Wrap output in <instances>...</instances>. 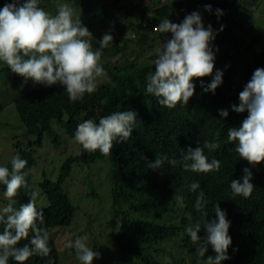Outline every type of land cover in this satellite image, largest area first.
<instances>
[{
    "label": "trees",
    "instance_id": "trees-1",
    "mask_svg": "<svg viewBox=\"0 0 264 264\" xmlns=\"http://www.w3.org/2000/svg\"><path fill=\"white\" fill-rule=\"evenodd\" d=\"M46 1L50 2L42 0L44 5ZM74 1L79 3L81 0ZM240 1L243 0H154V9L151 10L154 14L152 24L157 25L165 17L179 23L186 14L199 10L205 27L211 24L213 29L216 27L219 32V26L226 22L232 8H241ZM6 2L11 0H0V7ZM205 4L212 6L211 13L204 10ZM117 7V0L108 5L96 0L90 15L92 21L98 25L99 33L104 35L110 32L113 38H117L112 46L116 53H120L118 61L112 64L105 62L103 65L110 79L100 83L95 97L85 93L83 100L70 102L63 86L59 85L48 89L50 99L41 97L37 90H33L31 95L24 94V97L16 102V112L26 129L25 136L32 141L29 145L37 147L44 143V136L48 138L50 145L59 147L60 135L53 128L55 122L72 136L76 125L84 119L92 118L98 121L101 116L126 109L137 114L132 135L125 142L117 144L114 141L110 155H102L98 150L90 152L80 145V155L65 160L56 181L45 179L38 185L48 202V206L42 208L45 213L44 227L48 232L55 227L67 228L78 209L63 190V184L71 174L73 163L79 161L90 164L105 160L109 162L108 178L112 185L111 194L114 201L120 200L131 212L147 216L139 219L123 217L127 218L128 227L133 229L132 240L124 238L121 230L112 235V240L108 236L107 242L104 243L114 242L118 245V252L113 255L111 245L106 246L107 250L100 256L107 262L116 260L114 264H197L195 245L184 229L199 216L193 207L197 193L187 189L188 184L198 181L209 201L206 206L208 218H215L212 208L217 202L227 211V219L231 221L229 235L232 244L228 248V264H264V161L255 165L249 164L233 150L234 142L229 143L227 140V130L230 127H238L247 116V111L237 113L232 110L231 105L239 104L238 94L250 80L253 71L257 67H264V48L252 56L243 58V55L238 53L241 41L238 42L233 31L228 30V38L220 40L219 51L215 57L213 74L216 69L223 71V82L216 88L215 94L202 91L199 84L200 80L210 82L211 75L193 77L196 87L187 104L178 103L175 108H167L159 105L155 96L145 95L146 78L155 71L152 63L155 59V49L153 46H145L141 50L132 46L130 49L129 42L123 38L129 30H136L139 38L147 36V31L151 29L142 27L146 12L137 10V14L127 11L119 13ZM216 8L224 13L219 19L215 15ZM170 36V33L159 32L158 46ZM145 43H148L147 39ZM245 51H250V47ZM105 53L107 51H104L101 57L105 58ZM244 62H247L246 65ZM240 71L243 73L239 74ZM236 79L240 85L232 90L231 85ZM218 109H228L229 115L226 118L220 117ZM1 110L3 107L0 105V113ZM213 139L219 147L212 152L205 149V155L209 159L213 156L219 159L220 169L202 175L185 171L180 163L181 151H186L192 143L202 146L204 141L211 142ZM14 147L20 149L22 144L16 141ZM20 155L32 161L25 150L21 151ZM160 155H166L169 160L174 159L177 163L171 165L165 160L158 168L149 167ZM245 167L253 174V192L248 198L233 197L229 187L231 179L242 177ZM22 171L27 172L26 180L34 190L32 175L26 169ZM0 190L3 191V185H0ZM181 194L185 198L184 211L169 214L171 207L175 205L173 199ZM154 197L156 198L153 200ZM15 198L21 204L29 200L23 191ZM163 200L167 201V206H163ZM151 202H156L154 212L157 213L153 216ZM35 204L39 208L36 200ZM158 211L167 212L168 216L159 223L151 221L149 216L159 217ZM186 212L192 213L191 221L185 216ZM198 235L202 238L205 236L203 228ZM24 243H27V239L18 242V246ZM100 244L95 241L93 248L101 249ZM49 246L52 249L50 255L57 264V252L51 236ZM205 254L215 255L210 245ZM46 259L33 256L24 264H45ZM203 260L201 259V262ZM10 264L15 262L10 260Z\"/></svg>",
    "mask_w": 264,
    "mask_h": 264
},
{
    "label": "clouds",
    "instance_id": "clouds-1",
    "mask_svg": "<svg viewBox=\"0 0 264 264\" xmlns=\"http://www.w3.org/2000/svg\"><path fill=\"white\" fill-rule=\"evenodd\" d=\"M83 1L85 0L75 3L74 0H53L46 1L44 5L42 0H11V2H6L0 7V62L7 65L8 71L23 77L25 83L29 79L36 83L32 87L26 88L15 99V109L16 102L24 97V94L31 95L33 90H37L41 97L50 99L48 89L62 85L68 95V100L75 102L83 100L85 93L95 97L100 83L110 79L103 65L105 62L112 64L120 58V53H116L112 46L117 38H113L110 32L104 35L99 33L98 25L92 21L90 16L93 6L88 14L90 21L82 22L83 15H79L76 8ZM153 3L154 0L131 1L132 10H144L146 12L142 27L147 30L151 29L147 31V36L139 38L136 30H129L123 35L124 40L129 42L130 49L132 46L137 50H141L145 46H153L155 49V59L152 62L155 71L148 74L146 78L145 95L155 96L158 104L167 108H175L178 103L186 105L189 98L193 96L196 87L192 78L209 75H211L210 82L206 83L204 80H200L199 84L202 91L215 94L216 88L223 82L221 69H216L213 74L220 40L228 38L227 35L230 33L228 30L233 32L236 29L244 30V12L248 10V5L246 4L244 7L240 1L241 8H237L235 11L236 19L232 18L231 11L230 16L227 17L223 25L219 26L220 29L217 32L216 25L214 26L215 29L211 24L205 27L199 10L186 14L179 23L172 22L168 17H165L157 25H153L154 14L151 13V10L154 9ZM203 7L207 12L213 11L210 4H205ZM51 9V13L47 12ZM223 14L221 9H215V15L218 19ZM247 23L251 24L248 21ZM159 32L171 34L170 38L165 39L160 47L157 41ZM94 33L95 35L92 36ZM98 36H102V38L98 41L99 45H96L92 39ZM146 39L148 43H145ZM121 44L120 42V46ZM253 44V39L250 41L246 38L241 40L238 53H241L244 58L245 56H252L253 53L264 48V44H262L258 50L251 51ZM155 45L156 47H154ZM247 47H250L248 52L245 51ZM104 51H107L104 54L105 58L101 57ZM230 55L234 56L233 54ZM112 56H116L115 61L111 60ZM245 61L248 62L249 60ZM247 62L244 64L246 65ZM242 73L240 71L239 74ZM15 79L20 80L17 77ZM239 85L240 82L237 83V79L234 80L231 85L232 90L238 88ZM238 99L239 104L231 105L232 110L237 113L247 111V116L238 127H230L227 130V140L229 143L234 142L233 150L240 158L255 165L264 161V67H257L253 71L250 80L239 92ZM218 113L220 117L225 118L229 115L228 109H218ZM136 116L135 111L126 109L101 116L98 121L92 118L84 119L76 125L72 136L65 131L72 140V143L68 144L66 148L70 149L73 156L80 155V145L84 150L90 152L98 150L102 155H110L114 141L117 144L125 142L132 135L137 121ZM53 125L58 126L56 122ZM18 126L24 127L22 123ZM58 130V133L63 134L59 126ZM25 134L26 132L21 136L14 137V140L22 144V147L20 149L15 148V141L12 147L15 150L12 151L14 155L9 156L0 165V185H3V191L0 190V196H2L0 198V264H10V260L14 261L15 264H24L33 256L47 258L45 264H55L54 257L50 255L52 251L49 246L50 236L54 242L57 264H59L57 236L63 234L65 228L55 227L48 232L44 227L45 213L42 208L48 206V202L46 200L45 205L42 204L45 196L38 185L46 177L39 174L37 162L38 153L43 144L40 147L29 145L32 142L31 138L26 137ZM198 144L192 143L186 151H181V167L185 171L201 173V175L218 171L221 161L215 156L209 159L205 155V149L209 152L215 151L219 147L218 143L213 139L211 142L204 141L202 146H197ZM23 150L29 153L32 161H28L20 155ZM165 160L171 165L177 163L174 159L169 160L166 155H160L149 164V167L158 168L163 165ZM94 163L88 164L78 161L73 165L77 164L79 168L86 169L87 166ZM23 169L32 175L34 190L26 180L27 172L22 171ZM35 170H38L37 174ZM38 177L39 180L35 181ZM252 179L251 170L245 167L242 177L231 179L229 187L232 196L248 198L254 189ZM187 189L189 192L197 193L193 207L199 216L184 229L187 237L195 245L197 264H221V262L228 264V259H230L228 248L232 244V238L229 235L231 221L227 219V211L215 202L212 208L215 218H208L206 206L209 201L206 199L200 183L193 181L187 185ZM20 191L29 197L27 203L21 204L15 198ZM35 200L39 208L36 206ZM173 200L175 205L171 207L169 214L174 211L177 213L184 211L186 207L184 196L182 194L177 195ZM154 204L156 202L150 204L152 216L157 213L154 212ZM167 204V201L163 200V206H167ZM76 213L77 211L67 228H70ZM145 213L150 215L148 212ZM158 214L159 217L152 218L149 216V219L159 223L168 216L167 212L158 211ZM140 215L142 218L147 217ZM185 216L190 221L192 220L191 212H186ZM126 219H124L119 230L125 235L124 238L131 241L133 229L128 227L129 222ZM201 228L205 231L203 238L198 235ZM30 233L31 235H29ZM78 235L80 236L75 239H68L65 247L74 250L75 258L79 264H92V262H99L100 259H103L97 251L100 250L98 247L94 249L89 246H93L94 242L98 241L96 238L87 232H81ZM22 239H27V243L18 246V242ZM112 244L114 242L101 243L99 247L106 248V246L111 245L112 248ZM209 245L215 253L214 256L205 254ZM165 247L168 248L166 244ZM201 259H204L203 262ZM115 262L116 260L107 263L114 264Z\"/></svg>",
    "mask_w": 264,
    "mask_h": 264
},
{
    "label": "rangeland",
    "instance_id": "rangeland-1",
    "mask_svg": "<svg viewBox=\"0 0 264 264\" xmlns=\"http://www.w3.org/2000/svg\"><path fill=\"white\" fill-rule=\"evenodd\" d=\"M101 1L104 2L105 0ZM111 1L113 0H106L105 5H108ZM131 1L117 0L118 12L125 13L127 11L137 14L138 12L135 9L132 10ZM95 2L96 0H85L76 8V12L79 15H83L82 22L90 21L88 14L91 7L95 6ZM246 4L248 5V10L244 12L245 18L243 23L245 28L243 31L242 29H236L233 33L236 35L235 39L238 42L245 38L249 41L253 39L254 44L251 51H256L264 44V0L242 1L244 7ZM235 11L236 8L232 10V18L236 19L237 15ZM47 12L51 13L52 9ZM247 21L251 22V24H248ZM236 32L240 34L237 35ZM94 35L95 33L92 34V36ZM257 37L258 39H256ZM100 38L102 36L93 37L92 42L99 45L98 41ZM115 57L111 60L115 61ZM6 68L7 65L0 62V105L3 107L0 113V165L9 156L14 155L13 152L15 150L12 148L13 143L16 141L14 137L21 136L26 132L25 127L18 126L21 123L14 107V101L26 88L36 85L30 79L25 83L23 77L8 71ZM16 77L20 78V80H16ZM53 128L58 133V126L53 125ZM62 131L63 134L58 133L60 135V146L58 148L50 145L47 142L48 138L44 136L43 147L38 153L39 174L42 177L45 176L50 181H55L63 162L70 156H73L70 149L66 148L68 144L72 143V140L66 135L64 130ZM108 163L105 160L97 161L87 166L86 169L79 168L77 164H74L70 176L63 184V190L69 196L70 202L78 210L70 228H65V232L57 236L58 253L60 256L59 264H79L75 258L74 250L65 247L68 239H75L77 236H80L78 234H81V232H87L100 243L105 244L104 242H107L108 236L112 240V235H115L119 231L124 221V216L129 219H139V217H142L136 212H131L124 202L120 200L114 201V197L111 194L112 185L108 178ZM37 171L35 170L36 174ZM38 180L39 177L35 181ZM43 199L45 201L43 200L42 204L45 205L46 199ZM112 245L111 254L116 255L118 252L117 246L115 243ZM106 250L105 248H101L97 251L103 255V252ZM92 264L110 263H107L104 259H100L99 262H92Z\"/></svg>",
    "mask_w": 264,
    "mask_h": 264
}]
</instances>
